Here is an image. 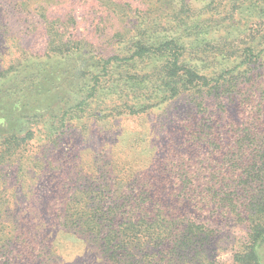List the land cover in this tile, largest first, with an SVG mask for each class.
<instances>
[{"label":"rangeland","instance_id":"obj_1","mask_svg":"<svg viewBox=\"0 0 264 264\" xmlns=\"http://www.w3.org/2000/svg\"><path fill=\"white\" fill-rule=\"evenodd\" d=\"M182 2L0 0V136L23 129L19 131L22 140L32 123L27 119L25 123L19 117L26 109L38 114L46 110L59 112L76 102L78 72L82 70L83 61L67 60L68 57L50 51V23L66 32L60 38L80 46L74 51L80 50L78 53L84 58H98L113 54L118 38L115 33L125 24L119 19L121 13L116 4L126 7L136 22L144 13L152 14V11L161 16L165 14V18L175 16ZM195 2L197 7L206 1ZM249 4L247 1L239 7L234 21L220 23L226 26L207 27L205 31L209 34L206 36H198L193 28L185 26L173 30L183 34L187 41L195 37L215 39L228 32L238 35L248 29V22L251 23L255 16V9L248 8ZM44 8L51 18L60 20L56 23L46 21L40 15ZM223 10L226 8L210 10L201 17L213 12L219 14L215 17L221 18ZM39 69L43 70L42 80L37 88L29 89L33 82L27 79L28 74ZM256 81L257 86L252 90L256 91L254 100H259L262 106L259 111L256 101L249 100V107L264 118V74ZM31 95L41 103H31L35 102L28 98ZM242 97L238 96L240 102ZM27 101L30 103L25 107ZM240 102L231 97L218 100L210 97L206 102L209 110L202 115L207 122L212 120L211 126L220 125L223 131H230L248 110ZM96 113L99 117L105 111ZM145 115H122L109 123L105 118L92 117L87 129L83 128L86 119H82L51 133H47L51 126L37 123L38 118H35L33 128L39 130L37 135L20 145L13 142L0 156V238L2 241L3 235L11 234V243H14L2 250L0 264H234V251L248 243L249 225L237 221L233 214L212 211L214 195L220 191V183L216 184L215 178L222 156L215 158L212 148L192 143V133L200 124L196 121L202 116L193 96L183 94L165 104L163 109ZM187 157L194 158L192 167L198 172L192 181L184 180L190 178L182 174L186 168L177 171L176 176L183 178L180 181V192L186 195L183 198L174 195L167 178L174 176V172L169 173V164L177 165L171 161L180 158V163L187 162ZM211 157L212 160H208ZM149 182L162 190L158 193L163 205L143 208L141 216L156 228L167 223L169 235L161 245L154 242L143 247L140 244L136 250L118 249L114 253L105 245L101 246V235L84 237L90 234L69 227L74 224L71 217L66 216V223L62 225L61 210L73 208L88 211L86 215L80 213L79 217H84L85 225L95 227V219L86 217L94 216L97 209L122 205L119 201L123 200L122 192L134 201L128 202V207L146 204L147 199H142L144 195L155 191ZM87 194L90 196L85 201ZM192 194L197 201L190 200ZM134 196L140 202L133 200ZM148 209L153 211L146 214ZM163 210L173 215L165 220L161 217ZM151 216L155 222L151 221ZM162 231L166 229L162 227ZM202 231L206 240L195 239ZM192 234L196 235L190 241L188 237ZM26 246H30L28 250L24 249ZM19 251L21 255L17 256ZM256 253L259 264H264L263 238L258 240Z\"/></svg>","mask_w":264,"mask_h":264},{"label":"trees","instance_id":"obj_2","mask_svg":"<svg viewBox=\"0 0 264 264\" xmlns=\"http://www.w3.org/2000/svg\"><path fill=\"white\" fill-rule=\"evenodd\" d=\"M195 1L183 0L182 7L177 10L175 16L165 18V14L161 16L152 11V14L144 13L142 19L136 22L131 12L125 9L126 7L120 8L121 4H116L121 13L119 19L125 24L115 33L118 38L115 40L113 54L98 58L93 56L84 58L78 53L80 50L74 51V48L79 49L80 46L60 38L66 35V32L59 31L57 24L50 23L49 32L52 33L48 41L50 51L68 57L67 60L83 61L82 70L78 72V97L76 102L70 104L64 111L46 110L45 113L40 114L33 112L32 109L22 111L19 117L24 121L27 119L29 123L32 122L31 128H26L21 141L19 131L23 129L8 135L1 134L0 156L4 155L13 142L20 145L37 135L39 130L33 128L35 118H38L37 123L51 126L47 132L51 133L56 128L65 127L69 123L72 126L82 119H86L83 128L87 129L91 118L98 117L96 113L98 110L105 111L98 119L105 118L109 123L113 118L122 115L152 114L155 109H163L171 100L187 94L193 96L198 113L202 115L209 110L206 102L210 97L217 100L231 97L240 102L238 96H244L241 102L245 110H248L242 121L236 124V128L225 132L217 123H215L217 126H211L212 120L207 122L202 115L196 121L200 124L192 133V143H198L199 146L205 144L212 148V155L215 158L222 156L215 178L216 184L220 183L218 188L220 191L214 195L212 211H217L218 214H233L237 221L249 225L248 243L236 248L234 264H259L256 246L258 240L264 239V118L257 111L255 112L253 107L250 108L249 103L256 101L254 100L256 91L252 90L257 86L256 78L264 74V0H200L206 2L197 7ZM247 1L250 3L247 7L255 9V16L250 20L251 23L248 22V29L238 35H230L228 32L215 39L195 37V40L187 41L183 38V34L173 30L185 26L193 28L198 32V36H206L209 34V31H205L207 27L224 25L220 23L229 19L234 21L237 10ZM219 8H226L221 18L215 17L219 14L213 12L201 17L207 11ZM196 13L197 17L194 16ZM40 15L46 21L56 23L60 20V18H51L46 8ZM9 72L10 70L5 74ZM36 73L37 76L34 77ZM28 75L27 79L33 82L29 89L37 88L42 80L43 70H34ZM32 97L34 95L28 98L35 101ZM29 103L25 104V107ZM255 105L260 111L262 104L259 100ZM187 158V162L182 163L179 162L180 158L171 161V163L177 162V165L169 164L171 168L169 173L174 172V176L167 178L174 195H181L183 198L186 197L185 192L184 194L180 192V181L183 178L176 176L177 171L186 168L182 174L185 173L190 178L185 177L184 180L192 181L193 176L198 172V169L193 170L192 167L194 158ZM208 160L211 161L212 157ZM225 179L227 181L224 183ZM149 185L155 191L144 195L142 199H147L146 204L137 205L139 207L131 204L130 208L128 202L134 201H130V195L122 192L120 197L124 196L123 200H119L122 205L111 209H97L94 216L86 217L95 219V227L85 225L84 217H79L80 213L86 215L88 211H76L73 208L61 210L64 218L62 225L66 223V216L71 217L74 224H69V227L82 234L87 232L90 234L84 237L92 234L101 235V246L105 245L114 253L118 249L126 252L136 250L140 244L143 247L154 242L161 245L169 235L167 223H162L156 228L141 216L143 208H154L155 204L163 205L158 193L162 190L156 188L154 183L149 182ZM89 196L86 195L85 201ZM189 197L192 202L197 201L193 194ZM133 200L140 202L137 196H134ZM152 211L148 209L146 214ZM172 215L165 210L161 212V217L165 220ZM151 221L155 222L153 216ZM62 225L59 224L64 228ZM162 227L166 231H162ZM203 234L205 233L202 231L201 236H196L195 239L200 237L199 240H206L207 236ZM194 235L196 234H192L188 239L193 241ZM2 237L7 242L2 243L4 240L1 241L0 238V253L14 245L11 243L13 237L11 234L7 233ZM29 247L26 246L24 249L28 250ZM19 255H21L20 251L17 256Z\"/></svg>","mask_w":264,"mask_h":264}]
</instances>
